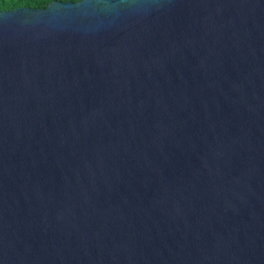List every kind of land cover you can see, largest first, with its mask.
<instances>
[{"label": "water", "instance_id": "1", "mask_svg": "<svg viewBox=\"0 0 264 264\" xmlns=\"http://www.w3.org/2000/svg\"><path fill=\"white\" fill-rule=\"evenodd\" d=\"M0 264H264V0L0 11Z\"/></svg>", "mask_w": 264, "mask_h": 264}, {"label": "trees", "instance_id": "2", "mask_svg": "<svg viewBox=\"0 0 264 264\" xmlns=\"http://www.w3.org/2000/svg\"><path fill=\"white\" fill-rule=\"evenodd\" d=\"M52 1L76 2L78 0H0V11L13 10L20 7L46 8Z\"/></svg>", "mask_w": 264, "mask_h": 264}]
</instances>
